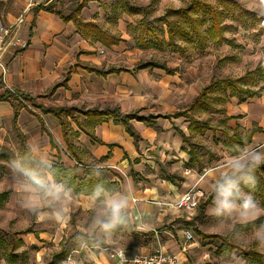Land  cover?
<instances>
[{"label":"crops","instance_id":"crops-1","mask_svg":"<svg viewBox=\"0 0 264 264\" xmlns=\"http://www.w3.org/2000/svg\"><path fill=\"white\" fill-rule=\"evenodd\" d=\"M52 1L0 0V25H9L22 17L23 22L17 37L26 44L25 48L9 47L1 56L7 72L5 82L1 81L0 72V97L8 93V87L13 88L19 95L34 101L32 105L34 104L35 109L31 111L17 106V117L14 120L15 111L11 103L0 100V132L6 134L14 127L19 138L23 137L25 144L38 141L49 154L53 167L65 171V176L58 178L65 180L73 188L86 182L89 165L96 163L104 167L103 179L111 188L128 186L134 189V204L139 201L137 216L143 218V222L138 226L140 230L117 233L115 246L108 252L97 253L92 264H120L116 255L119 250H123L124 255L130 259L138 254H152L159 247L163 252L174 255L178 264L264 263V252L240 251L241 247L236 240L222 228L215 227L214 220L207 214L212 195L192 212L178 211L170 206L191 188L200 191L203 196L218 171L207 172L206 165L222 160L217 151L205 147L212 154H216L218 160L208 163V157H203V173L188 169L189 147L182 142L177 131L190 136L191 140L193 135L202 136L205 132L214 134L215 128L212 125V131L195 134L190 122L184 118H158L152 127L132 120L130 124L139 137L135 144L124 128L114 124L112 119L105 118L91 126L83 115L93 108L101 110L107 106L118 107L121 114L139 111L141 116L171 115L178 111L175 109V97L172 92L167 90L163 94L154 93L153 91H158L156 86H150L151 81L148 79L147 82L140 76H143L145 71H152L160 72L162 77L172 80L177 71L173 75H166L162 70H137L136 66L133 72H129L112 64L113 62H105L104 52L116 49L121 42L107 48L98 42L83 38L73 21H63L44 10ZM81 2L82 0L79 3ZM95 2L105 4L102 0L88 1L86 6L90 7ZM86 6L81 10L80 18L86 22H94L89 18L85 19ZM91 69L98 72L111 69L115 72L98 75L91 72ZM158 88L160 90V87ZM11 99L16 105L20 104L14 97ZM260 100H264V93L246 103L237 101L240 111H235L229 103L228 114L225 113V116L232 118L226 124L228 130L229 123L242 120V116L246 115L244 118L250 121L248 126L245 124L243 127L236 123L244 128L243 134H239L237 130L232 132L240 136L253 127L260 130L253 134L251 143L245 147L264 148V101L260 103ZM158 106L162 113L154 112ZM40 107L73 109L72 113L78 123L70 116L63 118L66 124V130L63 132L53 114L42 113ZM253 118L261 119V124L258 125ZM180 119L188 121L189 124L184 128L178 127ZM85 130L93 134L94 141ZM217 130L221 132V128L218 127ZM229 132L231 133L230 130ZM213 143L219 144L214 136ZM221 143L224 147V136ZM196 144L203 146L199 142ZM110 145L113 147L110 148ZM225 151L228 152L226 148ZM108 167L120 168L123 175L108 171ZM163 171L175 175L176 184L165 181ZM4 206L16 212H30L19 202L17 189L8 192L0 207ZM89 214V206L83 198L69 204V219L66 223H55L43 215L32 213L26 230L12 233L6 231L7 241L6 238L0 237V247L8 250L2 261L4 264L6 261L9 264H62L74 246L75 233L84 226ZM252 224L254 222L247 226L237 225V229L248 231ZM185 231L190 233V241H186ZM50 246L62 251L59 255L49 258L47 249ZM18 249L20 251L16 253Z\"/></svg>","mask_w":264,"mask_h":264},{"label":"rangeland","instance_id":"rangeland-1","mask_svg":"<svg viewBox=\"0 0 264 264\" xmlns=\"http://www.w3.org/2000/svg\"><path fill=\"white\" fill-rule=\"evenodd\" d=\"M81 0H78V3ZM101 2L91 4L90 7L86 6L87 10L85 12V19L89 18L91 21L94 20L102 29H105L109 33L119 36L122 41L116 49H110L104 52V61L109 64L112 63L124 69L125 71L133 72L135 67L141 63L156 61L159 63H165L167 67L176 69V75L172 80L169 78L162 77L160 72L145 71L142 74L145 80L151 81L149 84L153 87L156 86L157 90L163 94L165 91L169 90L175 97L174 104L175 109L178 111H183L191 103L193 97L198 93L203 87L210 84L211 81L218 79H238L247 71L253 70L256 67L264 66V33L259 35L257 33L258 29L264 25V21L258 23V25L250 30H244L238 26L236 31L230 28H223L222 35L224 41L219 44L215 41H210L205 39L204 48L200 49L195 43V40L182 41L176 40L175 44L170 47H165L163 51H157L154 49H142L139 43L136 41L137 31L136 26L139 22L140 16L137 15H127L121 12V0H102ZM119 1V4H117ZM123 1V0H122ZM128 4L132 6L142 7L150 5L152 13L149 17L151 26L156 27L160 36H164L166 39V27L162 22L156 21V19L161 18L168 9L172 10H183L189 3L190 0H126ZM244 8L252 11L258 15L264 17V1L261 0H239ZM116 6V8H115ZM52 7L55 11L62 12L63 15L70 13L69 0H53ZM111 7V8H110ZM175 17H168L167 21H171ZM206 20V17H203ZM222 25L237 26V24L231 21L229 18L222 20ZM208 28V23L200 26V30L205 31ZM153 81V82H152ZM165 83V84H164ZM160 87V90L159 88ZM160 97V96H158ZM157 100L158 98L155 97ZM238 100L236 98L229 99L226 105H220L217 103L214 106L218 109L222 107L225 108L224 112L228 114L227 107L231 103V107L235 111H240L239 105L236 104ZM250 101V99L245 100V103ZM261 101L264 100H260ZM21 105L26 104L25 107L28 110L34 111L32 103L34 101H25L22 98L20 101ZM158 103V102H157ZM225 106V107H224ZM154 109L155 113H162L161 108ZM234 113V112H233ZM238 113V112H237ZM235 114V113H234ZM193 116L199 120L210 121V125L215 128V133L205 132L202 136H191L192 142H199L203 147H210L217 151L222 160L216 164L206 165L207 172L219 171L224 160L230 155L225 151L222 146L223 135L217 130V121L221 118L219 113H212L208 109L198 110L193 113ZM242 120L233 121L229 123L230 131L237 130L239 134H243L245 124L248 126L250 121L248 118ZM257 124H261V119L253 118ZM236 123L242 125L238 126ZM248 123V124H247ZM189 124L188 121H183L180 119L177 123L178 127H186ZM264 126V124H262ZM188 132V130H187ZM189 134V132L187 133ZM213 136L219 142V144L213 143ZM21 142L17 130L13 127L8 133L0 132V194L6 191L10 192L17 189V183L11 173L9 168V160L12 158L14 153L21 152ZM206 161V158H204ZM108 171H114L123 175L122 170L117 167L107 168ZM217 171V172H218ZM203 173V172H202ZM216 173V172H215ZM264 178V174H261ZM260 185H256L255 189L252 191V195L264 206V200L259 196ZM249 191V189H245ZM200 192V191H199ZM204 195L199 200V205L203 204L211 195V188L203 193ZM208 201V200H207ZM198 205V207H199ZM32 217V213L28 212H16L10 210L7 206L3 208L0 207V237L6 238L8 240V234L16 231H24L27 229L28 221ZM264 223V216L254 221L251 225L250 230L239 231L249 235V240L246 243H239L240 251H259L264 252V248L258 247L255 242L250 238V234L254 231L256 227ZM12 224V225H11ZM7 231V233H6ZM20 235V233H19ZM8 251L5 247H0V264H4V255ZM19 249L18 252L19 253ZM59 248L53 246L48 247L47 253H49V258L54 257V255H59ZM55 259V258H54ZM6 261V260H5ZM7 263V261L5 262ZM21 264V263H14ZM264 264V263H262Z\"/></svg>","mask_w":264,"mask_h":264},{"label":"trees","instance_id":"trees-1","mask_svg":"<svg viewBox=\"0 0 264 264\" xmlns=\"http://www.w3.org/2000/svg\"><path fill=\"white\" fill-rule=\"evenodd\" d=\"M88 1L100 0H82L81 3H78V0H69L70 13L65 16L62 14V12L55 11L53 9V1L50 2L48 6L44 8V10L55 14L63 21H73L80 35L85 39L98 42L107 48L118 45L121 42L119 36L109 33L94 22H86L80 18V12L86 6ZM120 5L121 12L123 14L140 16L139 22L136 26V41L139 43L140 48L145 50L154 49L157 51H163L165 47L173 46L176 40L191 41L193 39L195 40L196 45L201 47L200 49H203V41H205V39L221 44L224 41L222 32L223 28L225 27L230 28L233 31H236L238 26L244 30H250L255 28L258 23L264 21V17L244 8L239 0H190L188 5L183 10L176 11L168 9L161 18L156 19V21L162 22L166 27L165 39L163 35L160 36L156 27L151 26L149 17L152 13V9L150 5L142 7L132 6L128 4L126 0L121 1ZM170 16L175 18L171 21H167V18ZM203 17H206V20L203 19ZM225 18H229L231 21L235 22L237 26L222 25V20ZM205 23H208V28L205 31L200 30V26H203ZM257 33L259 35L264 33V25L258 29ZM136 69H158L162 70L166 75H173L176 72V69L169 68L165 63H159L156 61L141 63L137 65ZM90 71L95 72L98 75H106L115 72L111 69L107 70L106 72H98L94 69H91ZM262 93H264V66H259L253 70L245 72L243 76L235 80L225 78L211 81L209 85L200 91V93L194 98L187 109L184 111H176L171 115L156 117L151 115L141 116L139 115V111L129 114H121L118 107L110 106L104 107L101 110L93 108L83 113V115L87 118L88 124L91 126L102 122L105 118L112 119L114 124H119L124 128L125 132L133 138V141L136 144V142L139 140V137L130 124V121L132 120L143 122L152 127L158 118H184L190 122V125L194 131L193 133L201 134L203 131L213 130V127L210 125V121L197 120L191 115L198 110L208 109L212 113H219L221 115V118L217 121V127L221 128V132L224 136L223 145L231 155H235V149L238 146H248L251 143L253 134L260 132V130L253 127L251 130L246 131L243 136H240L236 132L230 133L226 127V124L232 118L225 116L223 107L218 109L214 105H217V103L220 105H225L231 98H236L239 102H244L247 99L259 98ZM20 96L25 101H31L30 99L25 98L23 95ZM11 97L12 95L6 92L4 96L0 97V100L11 103L15 111L13 115V119L15 120L17 117V106L22 108L26 107L21 105V103L16 105ZM40 110L42 113H52L53 116L59 121L63 132L66 130V124L63 118L70 116L74 122L78 123L77 118L72 113L73 109H45L40 107ZM85 133L91 139H93V141L95 140L92 133L86 130ZM177 133L181 137L182 142L189 147V162L187 164L188 169H193L197 173H201L205 166L202 160L203 157H208V163L218 160L216 154H212L209 149L192 142L190 140V136H186L180 131H177ZM20 142L21 152H23L26 144L23 137L21 136ZM109 147L111 148L113 146L110 145ZM54 169L57 173V177L61 175L65 176L66 173L64 170L58 167H54ZM261 174H264V167L262 166L256 170V185L261 184L259 196L262 198V200H264V178H262ZM163 178L165 181L176 184V176L173 174L163 171ZM73 180L74 177H72V181ZM96 182L97 181L95 179H87L85 183L77 185L74 187V189L77 193H87L91 190L92 185ZM107 186L111 188V185L107 184ZM7 195L8 192L0 194V206L3 204ZM211 199L212 197H210L209 200Z\"/></svg>","mask_w":264,"mask_h":264},{"label":"clouds","instance_id":"clouds-1","mask_svg":"<svg viewBox=\"0 0 264 264\" xmlns=\"http://www.w3.org/2000/svg\"><path fill=\"white\" fill-rule=\"evenodd\" d=\"M235 152L215 173L207 214L215 227L225 230L234 240L246 243L249 235L239 231L237 225L247 226L264 216V206L252 195L257 184L256 170L264 165V148L238 146ZM9 168L17 183L19 202L35 215L66 223L71 202L83 198L88 204L90 214L75 233L74 246L62 264H92L97 253L108 252L115 246L117 233L140 230L138 226L143 218L137 216L139 201L134 204V189L108 187L102 179L105 169L100 164L89 165L87 179L97 182L87 193H77L68 182L57 177L49 154L38 141H29L23 152L14 153ZM250 238L264 248V223L254 229ZM119 259L120 264H141L146 258L138 254L129 260L119 250Z\"/></svg>","mask_w":264,"mask_h":264},{"label":"built area","instance_id":"built-area-1","mask_svg":"<svg viewBox=\"0 0 264 264\" xmlns=\"http://www.w3.org/2000/svg\"><path fill=\"white\" fill-rule=\"evenodd\" d=\"M22 22V17H19L16 19V21L9 25H0V72L2 74V82H5V75L7 72L5 64L1 61V56L3 53H5L9 47H26V44L22 43L17 37V32ZM7 90L8 93L12 95V97H14L18 102L22 101V97L13 88L8 87ZM201 197V192L195 188H191L170 206L178 211L192 212L197 209ZM184 234L186 241H190L192 239L190 233L187 231H185ZM116 255L119 257V252L116 253ZM143 257L146 259H144L141 264H162V258L163 264H178L174 255L163 252L160 247L156 252L149 255H144Z\"/></svg>","mask_w":264,"mask_h":264},{"label":"water","instance_id":"water-1","mask_svg":"<svg viewBox=\"0 0 264 264\" xmlns=\"http://www.w3.org/2000/svg\"><path fill=\"white\" fill-rule=\"evenodd\" d=\"M262 167H264V165H262Z\"/></svg>","mask_w":264,"mask_h":264}]
</instances>
